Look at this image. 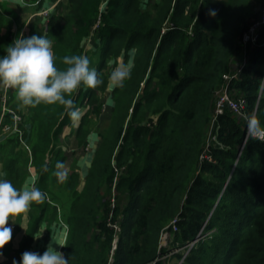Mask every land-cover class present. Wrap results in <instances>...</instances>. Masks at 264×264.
<instances>
[{
  "label": "trees",
  "instance_id": "16d2710c",
  "mask_svg": "<svg viewBox=\"0 0 264 264\" xmlns=\"http://www.w3.org/2000/svg\"><path fill=\"white\" fill-rule=\"evenodd\" d=\"M262 4L63 0L48 18L41 16L49 23H37L30 35L52 40L58 68L66 67L63 56L85 54V41L96 38L90 67L103 83L70 94L75 107L87 109L78 125H71L59 103L25 106L15 89L3 94L0 116L4 106L28 110L19 122L22 137L13 131V114L4 112L0 155L6 179L22 188L31 163L38 176L34 186L46 193L42 203L31 205L26 235L17 242L12 237L5 253L20 261L41 230V219L59 224L56 196L66 193L70 210L63 216L68 228L61 252L69 264H168L180 261L193 242L181 264H264V140L246 138V118L229 108L213 123L225 75L240 66L228 92L245 98L246 115L255 113L264 122V24L255 42L243 44ZM9 21L0 9L2 55L14 41ZM121 59L134 67L124 86L111 90L113 114L93 146L84 182L79 172L59 179L65 126L79 147L91 144V116L102 112V96L110 88L107 69ZM166 230L172 241L164 246ZM177 248L183 250L163 257Z\"/></svg>",
  "mask_w": 264,
  "mask_h": 264
},
{
  "label": "clouds",
  "instance_id": "9594fccd",
  "mask_svg": "<svg viewBox=\"0 0 264 264\" xmlns=\"http://www.w3.org/2000/svg\"><path fill=\"white\" fill-rule=\"evenodd\" d=\"M211 14L215 15V10ZM52 43L42 34L30 37L18 35L5 47L6 54L0 55V84L15 89L17 97L25 106L59 103L65 106L72 121L78 123L83 112L74 106L75 101L70 94L82 85L95 88L103 80L98 76L97 69L90 67L91 61L86 54L65 55L62 59L66 67L58 68L54 63ZM133 67L131 61L116 66L109 75L108 86L123 87ZM246 120L251 136L264 134V122L255 113L248 114ZM56 167L57 177L66 179L68 172L63 162L58 161ZM45 197L46 193L36 186L17 188L9 179L0 177V250L12 239L9 219L15 222L13 217L26 213L33 202L42 203ZM64 228L66 230L67 226ZM52 241L65 245L57 239L52 238ZM13 264H69V259L50 242L42 254L24 251L20 261L13 260Z\"/></svg>",
  "mask_w": 264,
  "mask_h": 264
},
{
  "label": "rangeland",
  "instance_id": "374dc122",
  "mask_svg": "<svg viewBox=\"0 0 264 264\" xmlns=\"http://www.w3.org/2000/svg\"><path fill=\"white\" fill-rule=\"evenodd\" d=\"M36 1V0H35ZM34 1V2H35ZM57 6V5H56ZM0 9H1V11L3 12V9H4V12L6 13V6L4 5V4H0ZM41 9V7L40 6H36V7H26V8H22V9H19L20 11H19V14H26V13H33V12H36L37 10H40ZM24 11V12H23ZM26 12V13H25ZM53 13V12H52ZM51 13V14H52ZM12 17V16H11ZM13 18H16V17H14L13 16ZM12 18V19H13ZM14 23V25H16L17 24V22H19V20H10L8 23H7V25H10V23ZM40 22H45L46 24L47 23H49V20L48 19H46L45 21L42 19V17L41 18H39V19H37L36 20V23H40ZM35 22H31L30 24H28L29 26L30 25H32V24H34ZM19 24V23H18ZM36 26V25H35ZM34 26V27H35ZM31 27V26H30ZM17 29V28H16ZM27 29V27L26 28H24L22 31H23V33H24V36H25V34H27V31L28 30H26ZM29 32V31H28ZM16 33H18V32H16ZM15 33V34H16ZM12 37H13V35H12ZM16 37H15V35H14V37H13V40L15 39ZM95 40H96V38L95 37H90V38H88L86 41H85V43H84V48H85V50H84V53L86 54V55H88L89 56V58H92L94 55H93V52H94V50H93V46H94V43H95ZM0 55H2V54H0ZM123 60L121 59L120 60V63L119 64H121V63H123L122 62ZM113 70V62H110V65H109V67H108V69H107V72L109 73V72H111ZM0 86H2V89L0 90V102L2 101V100H4L5 98H4V95L3 94H5L7 91L9 92L8 93V95L10 94V92H14V91H11L12 89H11V87H8V86H4V85H2V84H0ZM112 88L113 87H110L109 88V90H108V92L106 93V94H104V96H102V99H103V104H104V106H103V110H102V112L99 114V115H93V116H91L92 118H91V120H92V123H91V125H90V128L92 129V133H91V140L92 141H90L91 142V144H89L87 147H85V148H83V147H79L78 145H77V141L75 140V136H74V134H73V132L71 133V127H70V125H67V126H65V128H64V130H63V133L61 134V136H60V139H59V141H60V145H61V147L63 148V151H64V156H65V161L63 162V164H64V167H65V169L67 170V172H68V175H67V177L68 176H70L73 172H79L80 173V175H81V180L83 181L84 180V178H85V176H86V174H87V171H88V168H89V165H90V162H91V159H92V151H93V146H95V144H96V142L98 141V138H99V134L100 133H102V132H104V130H105V127L107 126V123H108V120L110 119V117H111V115L113 114V109H112V101H111V98H112ZM11 89V90H10ZM10 90V91H9ZM18 99V98H17ZM7 105V104H6ZM1 106H2V104H1ZM7 107L9 108V106L7 105ZM12 111L14 110L15 112H17V114H19V115H22V116H24V115H26L27 116V114H28V110L27 109H25L23 106H21V109H18V111H16L15 109H13V108H10ZM10 109L7 111V112H9L10 111ZM82 112H83V114L87 111V109H82L81 110ZM10 113V112H9ZM21 113V114H20ZM24 118V117H23ZM80 120H81V118H80ZM80 120H79V122H80ZM79 122L78 123H74L73 121L71 122L72 124L71 125H78L79 124ZM4 127H7V129H3V131L4 132H6L7 133V131H9V127L7 126V125H5ZM20 126H19V124L18 125H16V127H14L13 128V131L14 132H17L19 135H20V137H22V130L19 128ZM3 133V132H2ZM1 134V133H0ZM22 141H23V139H22ZM95 142V143H94ZM22 146L23 147H27L28 149H29V147L27 146V144H25L24 143V141H23V143H22ZM20 148H22V147H20ZM28 151V155L30 156L31 155V151H30V149L29 150H27ZM26 151V152H27ZM28 169H29V173H30V171H31V173L32 172H34L35 174H36V172H35V170H34V168L33 167H28ZM84 182V181H83ZM68 199H69V197L67 196V194L66 193H61V194H59L58 196H56V201L58 202V220H60L59 221V225H60V228H61V230L59 231V234H54V233H52V234H49L48 233V235H50V238L49 239H51V241H52V238L53 239H58V242H63L64 244H65V242H66V237H67V228H68V226H67V224L65 223V219H64V213L65 212H68L69 210H70V208H68L69 207V204H70V202L68 201ZM30 217V216H29ZM49 217V216H48ZM36 220H37V218L36 219H34V222L32 223L33 224V227L36 225ZM40 223H41V225H42V227H43V224H45V223H49V228L47 229L48 230V232H49V230H52V227H51V221H50V219L48 218V219H41V221H40ZM29 224V223H28ZM67 226V228H66V230H65V228H64V226ZM41 227V228H42ZM45 233V234H44ZM46 235H47V232L44 230L43 231V233L42 234H40V235H38V237H39V244H37V246H36V248L38 247V245H39V250L38 249H35V250H33V252H38V251H42L43 250V252L45 251L44 250V248H47V246L49 245V244H47V242H45V237H46ZM13 236V235H12ZM16 236V235H15ZM15 236H13V238L15 237ZM167 237H165V236H163V240H162V245H164V246H167V245H169L170 244V242L172 241V236H170V235H166ZM170 236V237H169ZM13 242H16V241H13ZM53 242V241H52ZM195 242H193L190 246H193V244H194ZM44 245H45V247H44ZM57 245V244H56ZM64 245H60V247H59V251H61L62 250V247H63ZM43 248V249H42ZM31 249H33V248H31ZM30 249V250H31ZM172 250V249H171ZM177 250H179V251H182L183 250V248H178ZM191 250V247L188 249H185L184 251H183V255H182V257L183 258H185V256L189 253V251ZM32 251V250H31ZM41 251H40V253H41ZM2 253H1V251H0V255H1ZM183 258H182V260H183ZM17 256H15L14 255V253L13 254H10V256L8 255V257H7V261H6V263H3V264H13V260H16L17 261ZM180 261L178 260V258H173L168 264H175V263H179Z\"/></svg>",
  "mask_w": 264,
  "mask_h": 264
},
{
  "label": "crops",
  "instance_id": "0c3cea01",
  "mask_svg": "<svg viewBox=\"0 0 264 264\" xmlns=\"http://www.w3.org/2000/svg\"><path fill=\"white\" fill-rule=\"evenodd\" d=\"M34 1L35 0H0V4H4L6 6V13L4 12V9H3V13L4 15H6L10 20H19V22H17L16 25L12 24V31H13V37L15 35V37H17L18 35L20 34H23V29L27 27L26 30L27 31V34H25V37H30L31 35V32H32V28L37 25L36 23V20L39 19L41 16L40 15H37L41 9L44 7V8H47V7H53V5H57L58 3H60L61 1L63 0H58L56 3H54L52 0H43V6L40 10H37L36 12H33V13H26V14H19V9H22V8H26V7H36V5H34ZM24 12V11H23ZM12 16V17H11ZM16 17V18H13ZM13 18V19H12ZM35 22L34 24L32 25H28L30 24L31 22ZM19 23V24H18ZM17 28V29H16ZM6 31H4L5 33ZM16 32H19L20 34H15ZM2 89V86H0V90ZM0 112H1V102H0ZM22 116V115H21ZM24 116H22V121H24ZM3 133L6 134V132H4L2 130ZM9 131H7L8 133ZM6 136V135H4ZM3 137V136H2ZM2 137H0V144H2L1 140L3 139ZM31 156V155H30ZM3 164L4 162L2 161V157L0 155V177H3V178H6V174L4 173V167H3ZM30 167H32L31 163L29 165ZM36 179H38V176L37 174H35L34 172L31 173L30 171V175H28L26 177V180L24 182V185H35V181ZM22 186V187H23ZM30 211H31V207L29 208V210L26 212V213H22L18 216H15L13 217V219L15 220V222L10 218L9 220V225L12 226V235L15 236L14 237V240L13 241H19L20 239H22V237H24L26 235V230H27V226H28V223H29V214H30ZM38 211L36 212V214L38 215ZM21 224L24 226V228L21 226ZM48 225L49 223H45L43 224V227L41 228L40 232L38 233V235L42 234L43 231L45 230L47 232V235L46 237L48 236ZM52 227V230H51V234L54 233V234H59V231L61 230L60 228V225L57 224L55 221L53 222V224L51 225ZM57 229H59V231H57ZM45 234V233H44ZM12 236V237H13ZM45 237V242H47V244H49L50 242L53 243V247L56 248L57 250L59 249L60 245L58 243H55V242H52L51 239H48ZM58 240V239H57ZM39 237L36 236L35 237V241L32 243V248L31 250H35V249H38L39 248V245L38 247L36 248L37 244H39ZM57 244V245H56ZM45 247V245H44ZM48 247V246H47ZM43 249V248H42ZM47 248H44V250H46ZM39 250V249H38ZM1 251V255H0V264H3V263H6L7 261V257H8V254L5 253V249L3 247ZM41 251V250H40ZM40 251H38V253H40ZM43 253V250L41 251L40 254Z\"/></svg>",
  "mask_w": 264,
  "mask_h": 264
},
{
  "label": "built area",
  "instance_id": "2783aa9c",
  "mask_svg": "<svg viewBox=\"0 0 264 264\" xmlns=\"http://www.w3.org/2000/svg\"><path fill=\"white\" fill-rule=\"evenodd\" d=\"M43 0H36L34 2V5L38 6L40 5V3L42 2ZM56 7V5H53V7H49V8H46L44 9L43 11L39 12L37 15H40V16H43V17H46L48 18L52 11L54 10V8ZM264 24V0H263V4H262V9H261V17L258 21L254 22L250 28L244 33L243 35V44L244 46H246L249 42H255L256 40V32L257 30L259 29L260 26H262ZM242 70V67L240 66L237 70V72L230 76V75H225V79H226V85L224 86V89H223V92H222V95L218 98L217 100V103H216V108H215V116H214V119H213V123H215V121L217 120V117L219 115H222L225 111L226 108H229L231 109L232 111H234L237 115H239L240 117H245L246 118V110H247V101L245 98H237V99H234L230 96L229 92H228V89H229V81L232 79L231 77H236L238 75V73ZM7 111L5 106H4V109H3V112L1 113V116H0V129L2 127V122H3V119H4V112ZM11 114H13L14 116V127H16V125L19 124V122H22V116L15 113L14 111L10 110L9 111ZM8 126V125H7ZM9 127V126H8ZM3 129H7V127H3ZM250 136L249 132H248V129H247V136L246 138ZM216 136L214 135L212 137V139H215ZM258 139H261V140H264V134H258L257 137ZM174 229L176 230L177 229V219H175L172 223ZM166 235H170L171 236V232L169 231H164V234L163 236L167 237ZM169 236V237H170ZM178 249V248H177ZM177 249H172L169 251V253L163 257H167V256H172L176 253H179L180 251L177 250ZM31 251V250H29ZM33 251V250H32ZM162 257V258H163ZM183 262V260H181L179 262V264H181Z\"/></svg>",
  "mask_w": 264,
  "mask_h": 264
},
{
  "label": "water",
  "instance_id": "95a60500",
  "mask_svg": "<svg viewBox=\"0 0 264 264\" xmlns=\"http://www.w3.org/2000/svg\"><path fill=\"white\" fill-rule=\"evenodd\" d=\"M199 240V238H197L195 241Z\"/></svg>",
  "mask_w": 264,
  "mask_h": 264
}]
</instances>
